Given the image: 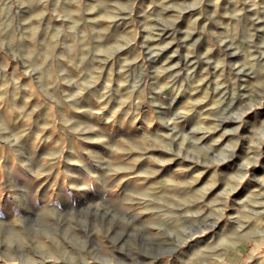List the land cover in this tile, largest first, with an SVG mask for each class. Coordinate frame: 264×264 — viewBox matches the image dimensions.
Instances as JSON below:
<instances>
[{"label":"rangeland","instance_id":"1","mask_svg":"<svg viewBox=\"0 0 264 264\" xmlns=\"http://www.w3.org/2000/svg\"><path fill=\"white\" fill-rule=\"evenodd\" d=\"M0 264H264V0H0Z\"/></svg>","mask_w":264,"mask_h":264}]
</instances>
